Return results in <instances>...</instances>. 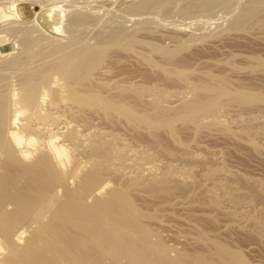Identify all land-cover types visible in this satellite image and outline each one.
Returning <instances> with one entry per match:
<instances>
[{"label":"bare ground","instance_id":"bare-ground-1","mask_svg":"<svg viewBox=\"0 0 264 264\" xmlns=\"http://www.w3.org/2000/svg\"><path fill=\"white\" fill-rule=\"evenodd\" d=\"M0 1H3L17 16H22L24 11L21 1L23 0ZM36 1L40 3L41 8L34 12L30 24L20 29L21 45L20 48L17 47L20 53L17 51V54H14L15 51H8L9 53L2 54L3 52L0 51V237L4 242L0 250L7 249L10 252L6 261L18 264H264V261L262 263L249 261L243 250L240 251L241 248L235 249L225 240L211 237L212 234H208L202 227H197L198 231H195V235L190 233L193 235H190L192 240L201 246L190 248L185 245L180 247L174 246L176 245L174 243L169 244L170 242H166L164 235L161 234L162 227L158 229L154 224V227L151 225L153 221L154 223L155 220L159 221L158 215L162 213V204H176L178 208L189 203V199L190 202L195 203L204 200L209 206L211 205V208L218 209L222 206L221 203L225 202L232 218L236 216L240 219L238 222L246 221L247 225L244 223V226L251 225L254 233L264 236V215L262 216L260 212L261 209L264 212V205L259 209L258 205L261 206L262 203L252 204L253 198H251L264 195L263 182L255 176L251 177L252 175L231 180L239 174L236 175L237 172L225 169L226 167L221 165L223 164L221 160V163L216 165L207 164L209 158L213 159V155L206 156L199 152L202 151L201 149L197 152L195 149V152L190 151L191 146L188 147L190 142L182 132L190 127L188 129L192 130L190 138L192 139L204 128H208L207 130L211 128L210 131L212 128L214 130L220 128L234 137L244 134L251 147L257 150L260 148L261 151V142H257L261 135V127L259 128L261 125L257 123L262 118L264 122V117L261 118V114L256 115L261 119L255 118L257 123L253 122V125L251 122L254 118L248 113L247 116L243 115L239 107L262 104L258 107L264 108V88L260 85L245 84V81L240 83V80H244L241 79L240 74L238 75L240 80L238 77L233 78L234 82L236 78L239 81L234 83L227 72L221 71L223 67L224 69L227 67L223 66L219 69L216 64H226L231 67L240 65L238 61V64H235L236 61L232 62L231 58H228L230 55L225 59L221 57L218 59L207 53L212 58L206 61L212 60L219 71H214L213 66L214 70L211 66L204 67V62L203 65L201 64L203 67L200 64L198 66L201 67H196L195 61V64L190 62L192 60L190 54H188L190 60L188 57H180L179 51L189 47L188 39L194 41L193 43L198 39L204 42V37L208 34L202 37L204 41L199 38L201 36H194L198 38L194 40L182 39L180 34L175 44L169 47L170 42L174 43L171 39L167 43L164 41L167 46L162 45L163 41L160 44V36L154 37L159 39H156L159 43L148 40L153 34L148 29L146 31L148 30L150 36L144 39L136 36L138 34L132 32L133 29L129 32L121 26L114 25L109 27L112 29L106 32L104 37L90 43L87 38L84 39V36L82 38L77 34V27L86 20V16L83 15L86 11L81 13L79 7L74 5L78 7L76 11L77 8L72 9V5L71 8H66L68 12L65 14L68 16L71 12L69 10L79 13L74 14L73 11L70 13L73 14L71 15L72 30H65L67 36L62 41L63 37L60 38L61 36L55 33L60 25L61 10L48 6L51 1ZM61 1L69 3L71 0ZM76 1L71 2L75 4ZM217 1L219 0H196L198 6H193L200 8V11L211 12ZM166 2L169 3V0H139L135 4L132 2L127 5L130 8L133 6L134 11L129 8L125 13L133 11L132 15L135 16V10L148 9L149 12L153 7L157 9L159 4L166 5ZM246 2L240 7L242 3L240 1L238 12L235 9V15L232 13L234 16H231L229 4L226 5L230 9V14L227 16H231L232 19L230 23L225 22L229 25L224 28L237 31L246 27L251 30L254 27L264 28V0H249V2L246 0ZM212 3L214 4L210 5ZM181 4L182 7L186 6ZM193 6L191 9L194 8ZM209 6L212 8L209 9ZM83 7L82 5L80 8L84 9ZM164 7L162 6L163 9ZM185 8L189 13L185 11L187 16L183 13L180 16H184V20L187 21L191 9ZM198 8H194L192 12L197 10L199 14L195 12L198 15H206ZM179 9L181 12L182 9ZM232 10L234 12V9ZM151 11L155 12L153 9ZM151 11L150 15L153 19L154 15L159 16V12L152 15ZM195 12L191 13L193 17ZM148 15L149 13L147 16L145 14L140 16L144 24L146 19L147 22L149 19L151 21V16L148 18ZM191 15H189L190 19L193 18ZM228 18L230 20V17ZM190 19L188 22H192ZM159 20H162V17ZM19 25L17 27L20 28ZM146 25L144 26L148 28L149 26ZM3 28L0 27V33ZM178 28L180 30V27ZM198 28L192 29L197 32L201 30ZM222 28H219L220 31L217 28V31L221 32ZM224 28L223 31L227 29ZM246 30L249 31L248 28ZM227 31L226 34L225 31L223 32L224 35L218 32L217 34L224 37L228 32H233ZM260 31L262 32L261 29L258 32L261 33ZM211 33L209 32L207 36H210L209 39ZM176 34L177 32L174 36ZM191 44H189L190 49ZM140 46L143 49L139 48ZM204 50L202 48L200 51ZM208 51L206 48V52ZM228 53L231 54L230 57L234 54V52ZM251 53L248 52L250 55H246L247 70L244 71L248 72L249 68L264 70V56L253 51ZM195 59L198 61V58ZM199 59V62L202 61L200 57ZM131 60L147 68L134 71L137 69L132 68L133 63L132 67H127L130 64L124 67L123 63H129ZM139 66L137 65L136 68ZM238 66L237 70L240 69ZM113 67L117 69L114 73L111 72L115 69ZM245 67L242 68L246 69ZM48 92L54 97L62 96L61 104L52 103L55 110L47 105L43 107L42 103L45 102ZM232 105L239 106L240 109L234 112V115L230 112ZM234 110L236 111L235 108L232 111ZM223 113L225 115L227 113L228 118H226L230 120L229 122L223 119V116L225 117ZM19 114L23 117V121L17 128L27 134V147L16 142L18 133L13 135L17 131H14L16 129L12 123ZM229 114H231L230 118ZM230 123L235 125V130L236 126L238 129L235 131ZM207 130L203 132L208 134ZM244 135L241 137L244 138ZM58 155H66L64 165H59L56 161ZM217 155L214 158H220L222 154ZM221 158L224 161L223 157ZM202 162L205 163L204 167ZM199 164H201L200 176L207 182L206 184L203 180L202 184V181L199 183V178L195 176L198 170L196 166ZM194 177L198 179L195 180ZM240 181L250 184L252 193H249L252 196L241 191L243 189L239 187ZM180 195L183 196L178 197ZM136 196L143 200L142 205L135 201ZM187 196H189L188 201H186ZM254 205L260 210H258L261 213L259 217L256 209L255 213L252 212L257 213V216L251 212ZM188 207V210H192L189 205ZM184 209L187 212V209ZM190 213L189 216H192ZM182 214L180 213L181 217ZM187 219L185 218V221ZM234 220L229 221L236 225L237 222ZM168 221L170 220H166L167 224L165 221L162 222L168 226L171 224H168ZM188 221L191 223V220ZM162 222L160 220V225ZM171 228L172 226L169 230ZM15 231L19 232L18 237H15ZM163 231L165 232V229ZM174 233L180 235V231ZM182 234L185 233L181 232Z\"/></svg>","mask_w":264,"mask_h":264},{"label":"rangeland","instance_id":"rangeland-1","mask_svg":"<svg viewBox=\"0 0 264 264\" xmlns=\"http://www.w3.org/2000/svg\"><path fill=\"white\" fill-rule=\"evenodd\" d=\"M48 2L49 1H51V2H49V5L48 6H53V7H55V9H57L58 11H60L61 10V13H60V18H61V21H60V25H59V28H57L58 30H56V34L57 35H59V37L60 38H62L61 40L62 41H64L65 40V36H67V31L69 30V31H71L72 29V19H71V15L73 16V14H70V13H72V11L73 10H69V8H71L70 6H72L73 8L72 9H75V8H77L76 9V11L78 10V7H79V9H80V11L79 12H81V11H86V12H84V13H86L87 15H88V17H87V15L86 14H84L83 13V15L84 16H86V20L84 21V23H82L81 25H79L78 27H77V34L78 35H81L82 36V38H83V36L85 37L84 39H86L87 41H90V43H94V42H96V40L99 38V40H100V38H102V37H104L105 36V34H106V32H109L110 31V29H112V28H109V27H114V25L115 26H121V27H123V29L125 28V30H127V31H131L132 29V32L134 31V33L136 34H138V35H136V36H141L142 38L144 37V39H147L146 37H149L150 36V33H153V34H151V36L148 38V40H155V41H157V40H159V39H157V38H159L158 36H160L161 38V40H159L160 41V44H161V42H162V45H164V44H166L167 43V41H169L170 42V39H171V41L172 42H174V43H169V45L168 44H166V45H164V46H169V47H172L174 44H175V42H176V39H178L179 38V35H180V37L182 38V39H186V38H193V40L194 39H198V38H194V36L196 37H198V36H201V37H199V38H201L202 39V37H204L205 36V34H208L209 35V32L211 33H216V35H212V33L210 34L211 35V39H209L210 38V36L209 37H207V36H205L204 37V40L207 42V40H208V42L206 43L203 39V41L205 42H200V39H198V40H195V42L197 43H193L192 42V40L191 39H188V43L189 44H191V49H190V45L189 44H187L189 47H186L187 49V52L185 53V46L183 47L184 49H182L181 50V52L179 51V54H181L180 55V57L181 56H184V57H188V54H190L189 55V57H191L192 58V60H190L191 58H189L188 57V60H190V62L193 64L194 63V61H195V66L196 67H201L204 63V67H210L211 66V69L212 70H214V68H215V64H213L211 61H206V60H210L212 57H210V56H213L214 58H215V56H216V58H218V57H221L222 59H225V57L227 58V56L228 55H230L231 56V54H229L228 52H230V53H232L233 54V52H234V54H236L237 52H241L240 54L241 55H239V53H237L236 55H232V57H228L230 60H232V62L234 61H236L235 62V64H240L239 66H241V67H239L238 65V68H240V69H238V70H240V72H238V70H237V66H235V67H231V66H228V65H226V64H216L217 65V67H219V69L221 68V67H223V66H226L227 68L226 69H224V67L221 69V71H223V72H227V75L229 74L230 76L229 77H231L232 78V80H233V78L234 77H238L239 78V80H240V77H241V79H244V80H240V83H245V84H248L249 83V85L250 84H252V85H260V86H262L263 88H264V73H262V72H264V70L262 69H254V70H257V71H254V70H251L250 68H249V70H248V72L247 71H244V70H247V67H245V65H246V60H248V56L250 55V54H248V52H252L253 51V53L255 52V53H259V54H262L263 56H264V28L262 29L261 27H260V29L262 30V32L261 33H259L258 31L260 30L259 29V27H254V28H256V29H254V28H252V30L249 28V27H246V28H244V29H241V31H237L236 29H232V30H230L231 28H227L228 27V25L229 24H226V23H228V21H229V23H230V21H231V16H234L235 15V13L236 12H238V9L240 8V7H242V5H243V2H245V4L247 3L246 2V0L245 1H243V0H229L230 2H228V0H219V1H217V2H215V5H213L214 3H212V4H210V5H213L214 7H213V9H211L212 8V6H209V9H211L210 11L211 12H209L208 10H206V11H200L199 9L200 8H198V7H195V6H193V5H196V6H198L197 4H196V0H188L186 3H185V1L186 0H169V3L168 2H166V5H163V3H162V5L161 4H159V5H157V9L155 8V7H153V8H151L150 10H149V12H147L148 11V9H146V10H135V16H134V14L132 15V13H133V11H134V9H133V6H132V4H131V8L128 6L127 7V5L129 4L130 5V3H132L133 2V4H135L136 2H138L137 0H80L79 2H77L76 0H73V1H76L75 2V4H74V2H71L70 0H67V1H70L68 4L66 3V1H61V0H47ZM53 1V2H52ZM59 1V2H58ZM136 1V2H135ZM141 1V0H140ZM173 1V3H177V4H173V3H171ZM191 1V2H190ZM221 1V2H220ZM224 1V2H223ZM240 1L242 2L241 3V6H240ZM248 2H249V0H247ZM83 2V4H81V3ZM85 2V3H84ZM181 2H182V4H181ZM194 2V3H193ZM228 2V3H227ZM238 2V3H237ZM76 3H78V4H76ZM189 3V4H188ZM237 3V4H236ZM21 4H22V9H23V13H22V16H17L15 13H13L12 12V9L10 10V8L9 7H7L6 6V4L3 2V1H0V27H4L3 28V31H1V33H0V51L1 52H3L2 54H4V53H6V52H10V51H15V53L14 54H17V53H20L19 52V49L17 48V47H19L20 45H21V43H20V41L19 40H21V37H22V35H20V34H22V33H20L21 32V28H24L25 27V25H29L30 24V22L29 21H31L33 18H34V12L36 11V10H39L40 8H41V6L39 5L40 3L38 2V1H36V0H23V1H21ZM64 4V5H63ZM67 6H66V5ZM84 4H86V6L84 5ZM169 4V5H168ZM180 4L181 5H186L185 7H187V9H191V7L193 6L195 9H197L198 8V10L202 13V12H204V13H206V15L204 14V15H198L199 14V12H197V10H195V11H193V12H195L194 14L196 15H194V17L191 15V13H193L192 12V10L194 9V8H192L191 9V13L189 14V15H191L192 17V19L194 20L195 19V17H197L196 19L198 20H194V23H193V20L192 19H190V16L188 15V17H189V19L192 21V22H188V18H187V21H185L184 20V16H180L181 15V13H183V15H186L187 16V14L189 13V11L187 12L186 11V8L183 6H180ZM188 4V5H187ZM216 4H218V5H216ZM220 4V5H219ZM225 4V5H224ZM227 4H229V8H231V14L232 13H234V15L232 14L231 16H227L228 14H230V9L228 8V7H226V5ZM237 6H236V5ZM244 4V5H245ZM69 5V6H68ZM74 5H77L78 7H75ZM81 5V6H80ZM82 5L84 6L83 8L84 9H81L82 8ZM192 5V6H191ZM238 5L240 6L239 8H238ZM243 5V6H244ZM60 6V7H59ZM61 6H63V7H61ZM161 6V7H160ZM162 6L164 7V9L165 10H167V11H170V12H168L167 13V11H164V9L162 8ZM191 6V7H190ZM59 9H58V8ZM67 7H69L68 8V10L69 11H71L70 13H68V16L66 15L67 14V12L68 11H66L67 9ZM75 7V8H74ZM81 7V8H80ZM125 7V8H124ZM127 7V8H126ZM160 7V8H159ZM189 7V8H188ZM211 7V8H210ZM236 7V8H235ZM9 8V9H8ZM85 8H86V10H85ZM122 8V9H121ZM129 8L130 9H132V10H130V11H132L131 13L129 12V13H125V12H128L129 11ZM155 8V9H154ZM179 8H181L182 10H181V12L179 11L180 9ZM183 8H185V9H183ZM123 9H124V12H123ZM125 9H127V11H125ZM155 10V12L154 11H151V10ZM232 9H234V12H232L233 10ZM235 9H237V11L235 12ZM156 10H159V11H156ZM160 10H161V14H160ZM228 10H229V12H228ZM75 10L73 11V13L75 14V13H79V12H76ZM121 13H120V12ZM139 13V16H138V13ZM143 11H146L147 12V14L149 13V15H148V18H150V11H151V13H153L152 15H154V14H157V12H159L158 14H159V16L161 15V17H162V20H159L161 17H159L158 15H154V19L152 18V16H151V21H150V19H149V21L147 22V20L148 19H144L146 22H145V24H147L146 26L148 27V28H146L144 25V21H142V19H141V15L143 16L144 14H145V16H147V14H146V12H143ZM164 11V12H163ZM185 11H186V13H185ZM208 11V12H207ZM123 12V13H122ZM66 13V14H65ZM82 13V12H81ZM125 13V14H124ZM136 13H137V15H136ZM140 13H141V15H140ZM178 13H180V14H178ZM200 13V14H201ZM210 13V14H209ZM69 14H70V16H69ZM168 14H170V16H168ZM209 14V15H208ZM168 17H170V18H168ZM62 16V17H61ZM92 18H91V17ZM137 16H138V18H139V20L137 19ZM144 16V17H145ZM159 17V18H157V17ZM166 18H165V17ZM180 16V17H179ZM185 16V17H186ZM228 17H230V20H229V18ZM63 18V19H62ZM70 18V19H69ZM143 18V17H142ZM145 18H147V17H145ZM165 18V21H163V19ZM168 18V19H167ZM181 18L183 19V20H181ZM198 18H200V19H198ZM66 19V20H65ZM141 19V20H140ZM186 19V18H185ZM59 20V19H58ZM20 21H24L25 23L23 24L22 22H20ZM67 21V22H66ZM140 21H142V22H140ZM181 21V22H180ZM182 21H185V22H182ZM197 21V22H196ZM227 21V22H226ZM21 24H20V23ZM29 22V23H28ZM66 22V23H65ZM177 22V23H176ZM226 22V23H225ZM21 25H19V24ZM58 23H59V21H58ZM71 23V24H70ZM143 25H142V24ZM148 23L150 24V25H148ZM175 23V24H174ZM179 23V24H178ZM23 24V25H22ZM69 24V25H68ZM142 25V26H140V25ZM178 24V25H177ZM221 24V25H220ZM222 24H224L223 26H222ZM20 26V28L19 27H17V26ZM56 25H57V21H56ZM110 25V26H109ZM175 25V26H174ZM227 25V29H228V31H233V32H228L227 31V29L226 28H224L225 26ZM145 28H144V27ZM224 29H226V30H224L223 31V28ZM57 27H58V25H57ZM176 27V28H175ZM178 27H180V30H179V28ZM195 27V28H194ZM198 28V30H200V31H197L196 32V30L195 31H193V29H197ZM16 28H17V30H16ZM19 28V29H18ZM136 28V29H135ZM193 28V29H192ZM219 28H222L221 29V32H219L220 31V29H219V31H217ZM249 29V31L247 32V30L246 29ZM67 29V31H65ZM140 29H142V31L140 30ZM143 29H144V31H143ZM146 29H148L149 30V32H148V30L146 31ZM159 29V30H158ZM192 29V30H191ZM254 29V30H253ZM13 30V31H12ZM139 30V31H138ZM152 30V31H151ZM176 30V31H175ZM189 30V31H188ZM213 30H214V32H213ZM218 33H221L222 35H224V34H226V31L228 32L227 33V35L226 36H221V34L218 36V34H217V32ZM235 30L237 31V32H235ZM238 30H240V28L238 29ZM245 30H246V33H245ZM251 30V31H250ZM257 30V31H256ZM15 31V32H14ZM58 31V32H57ZM64 31L66 32V34L64 33ZM136 31V32H135ZM157 31H159L158 33H157ZM163 32V35H161L162 34V32ZM177 32V34H176V36H174V34H175V32ZM254 31V32H253ZM140 32V33H139ZM172 32V33H171ZM174 32V33H173ZM187 32V33H186ZM189 32H191V33H189ZM194 32H196V35H194L195 33ZM200 32V33H199ZM223 32H224V34H223ZM250 32V33H249ZM6 33V34H5ZM19 33V34H18ZM141 33H144V35L143 34H141ZM186 33V34H185ZM203 35H202V34ZM64 34V35H63ZM149 34V35H148ZM155 34V35H154ZM166 34V35H165ZM171 34H172V36H171ZM188 34V35H187ZM190 34V35H189ZM192 34V35H191ZM200 34V35H199ZM5 35V36H4ZM63 35V36H62ZM143 35V36H142ZM146 35V36H145ZM182 35H184L183 37H182ZM186 35V36H185ZM21 36V37H20ZM157 36V40L156 39H154V37H156ZM166 36V37H165ZM193 36V37H192ZM213 36H215V37H218V38H215V37H213ZM65 37V38H64ZM140 37V38H141ZM170 37H172V38H170ZM174 37V38H173ZM223 37V38H222ZM150 38H152V39H150ZM167 38V39H166ZM169 38V39H168ZM205 38H207V39H205ZM215 39L213 42H211L213 39ZM219 38H222V40L220 39L219 40ZM64 39V40H63ZM174 40V41H173ZM211 40V41H210ZM164 41L166 42V43H164ZM189 41H191V42H189ZM158 42V41H157ZM20 43V44H19ZM159 43V42H158ZM210 43V44H209ZM173 44V45H172ZM195 44H196V47H194L195 46ZM172 45V46H171ZM186 45V46H187ZM197 45H199V46H197ZM201 45V46H200ZM203 46V47H202ZM194 47V48H193ZM204 47H206L207 48V51L208 52H206V48H204ZM209 47V48H208ZM212 47V48H211ZM20 48V47H19ZM139 48H141V49H143V47H139ZM190 49V51H188L189 49ZM197 48H199V49H197ZM201 48V49H200ZM202 48H203V50L204 51H200V50H202ZM14 49V50H13ZM16 49V50H15ZM18 49V50H17ZM183 50H185L184 52H183ZM18 51V52H17ZM195 53H194V52ZM199 51V52H198ZM8 52V53H9ZM17 52V53H16ZM190 52V53H189ZM193 52V53H192ZM197 52V53H196ZM206 52V53H205ZM206 55H204V54ZM210 55H208V54ZM242 53H243V55H242ZM244 53H247V54H244ZM182 54H184V55H182ZM192 54H194V55H192ZM252 54V53H251ZM200 55V56H199ZM246 55H248V56H246ZM6 56H8V55H6ZM195 57V58H198V61H196V59L195 58H193V57ZM198 56V57H197ZM202 56V57H201ZM240 56V57H239ZM241 56H246V57H241ZM3 57H5V56H3ZM199 57L201 58V60L202 61H200L199 62ZM203 57H207V58H203ZM224 57V58H223ZM1 58V57H0ZM233 58V59H232ZM246 58V59H245ZM203 59L205 60V61H203ZM219 59V58H218ZM245 61H244V60ZM243 60V61H242ZM237 61H238V63H237ZM198 62V63H197ZM204 62V63H203ZM207 62V63H206ZM208 62H210V63H208ZM241 62V63H240ZM134 64V66L132 67V65ZM243 63H245L244 64V66H243ZM125 66H124V65ZM121 66L123 67H126V64H130V65H127V67L128 66H130V67H132L133 69H137V70H134V71H138V70H141V69H146L147 67L145 66V65H143V64H140L141 66H139V63L136 61V63H135V60H134V62H133V60H131V62H129V63H123ZM135 64H137L139 67H137L136 68V66L137 65H135ZM198 64H202L201 66L199 65L198 66ZM208 64V65H207ZM242 64V65H241ZM206 65V66H205ZM120 66V67H121ZM202 66V67H203ZM212 66L214 67V68H212ZM116 67V66H115ZM115 67H113V68H115ZM215 68V70L214 71H219V69L218 68ZM242 67H245L246 69H244V68H242ZM233 68V69H232ZM241 68L243 69L242 71H241ZM231 69V71H229V70ZM235 69V70H234ZM113 70V69H112ZM117 71V69L115 68L113 71H111V72H116ZM228 70V71H227ZM232 70H234V71H232ZM238 73H237V72ZM253 73H252V72ZM260 71V72H259ZM250 72V73H249ZM240 74V77L238 76ZM235 75H237V76H235ZM236 81H237V78L235 79V82H234V80H233V82L234 83H236ZM245 81V82H244ZM239 81H237V83H238ZM46 99H45V102H43L42 104L44 105L43 107H46V105L47 106H50V109H53V110H55V108H53L54 107V105L55 104H61V98H62V96H52L51 95V93H49L48 92V94L46 95V97H45ZM51 101H53V102H51ZM51 102V103H50ZM55 102H57V103H55ZM54 105H53V104ZM260 105L262 106V104H258V106L260 107ZM234 106H236V105H234ZM233 105L231 106V108H232V110L235 108L236 109V111L234 110V111H232L231 110V108H230V112H231V114L232 115H234V112H237V110L239 111L240 109V112H242V114L244 115L245 114V116H247V113H248V115L251 117V118H254V119H252V124L254 125V123L256 122L257 123V120H258V118L259 119H261L262 117H264L263 116V112H264V108L263 107H261V108H259L258 106H257V104L255 105H251V106H245L244 108H242V107H239V106H236V107H234ZM240 109H239V108ZM246 108V109H245ZM258 109L260 110V111H258ZM262 109V110H261ZM247 111H249V112H247ZM256 111H258V112H256ZM263 111V112H262ZM250 112H251V114H250ZM255 112H256V114H255ZM224 114V113H223ZM231 114H229V118L231 117L230 115ZM259 115V114H261L262 116H260V117H258V116H251V115ZM225 115V114H224ZM226 115H227V113H226ZM225 115V117L223 116V119L226 121H230L229 119H227L228 117V115L226 116ZM227 117V118H226ZM257 120H256V119ZM14 122L12 123V125L14 126L15 125V129L16 130H14V131H17V132H15L13 135L15 136V135H17V133H18V137L17 138H15V140H16V142L18 143V144H21L23 147H27V145H26V142H27V134H25L23 131H21V129L20 128H17V127H19L20 126V124L19 123H21L22 121H23V117L21 116V114H19V115H17L15 118H14ZM254 120V121H253ZM256 120V121H255ZM254 122V123H253ZM260 122V123H259ZM15 123V124H14ZM264 124V122H263V118H262V120H258V123H257V125H261V126H259V128H260V133H261V135H260V133H258V136L260 137V139H258V136L256 135L255 137V139L257 140V142L258 143H260L261 142V151H260V148H258V150L257 149H253L252 147H251V144L250 143H248L249 142V140L247 141V136H246V138H245V135L244 134H236L237 135V137L235 136L234 137V135H232V134H226V131H224L223 132V129H220V128H216L215 130H214V128H212V130H214V131H210V129L211 128H209V130H207L208 128H204V130L202 129V131H200L198 134H197V136H195V138L193 137L192 139H190L192 136V130H190V129H188V128H190V127H187V128H185V132L184 131H182L183 132V136L184 137H186V138H188V140H189V144L190 145H188V147L189 146H191V148L189 149L190 151H193V152H195V150H196V152L198 151V150H202V151H199L200 153H203L204 155L206 154V156L209 154V157L211 156V155H213V159H210L209 158V160H208V162H206L207 164H214V165H216V164H219V163H221L220 162V160L223 162V164L221 163V165H224L223 167L225 168V169H229L230 171H232V172H234V173H236V175L237 174H239L238 176H235L234 178H232L231 180H234L235 178H236V180H239V178L241 179V176H242V178L243 177H245V176H247V177H250V175H252L251 177H257V178H259L262 182H263V184H264V149H263V147L264 146H262L263 144H264V134L262 135V131L264 130V126L262 125V124ZM231 125H232V127H233V129L235 130V125H233L232 123H230ZM256 125V124H255ZM187 129V130H186ZM238 128H237V126H236V130H237ZM190 130V131H189ZM205 130H207V133L208 134H206L205 132ZM235 130V131H236ZM14 131H12V133L14 132ZM203 131H205V132H203ZM212 133V134H210V132ZM188 132V133H187ZM202 132H203V134H202ZM213 132H214V134H213ZM264 132V131H263ZM187 133V134H186ZM186 134V135H185ZM199 134H202V135H199ZM205 135V136H204ZM229 135H231V136H229ZM244 135V138L243 137H241V136H243ZM198 137V138H197ZM203 137V138H202ZM202 138V139H201ZM193 139H194V142H192L193 141ZM200 139L201 141H198V140ZM263 141H262V140ZM195 140H197V143H199V144H195ZM259 140H261V141H259ZM201 142V143H200ZM194 145H193V144ZM202 143H204L203 145H202ZM201 144V145H200ZM249 144V145H248ZM205 145H206V147H205ZM210 145V146H209ZM29 146V145H28ZM204 146V147H203ZM208 146H209V148H208ZM212 146H213V148H212ZM216 148V150H215V148ZM204 148H206V149H204ZM217 148H220V149H217ZM195 149V150H194ZM253 149V150H252ZM210 150V152L208 153V151ZM218 150V151H217ZM220 150V151H219ZM221 150H222V152L224 153H222L221 152ZM256 150V151H255ZM212 152H213V154H212ZM219 152V153H218ZM220 152H221V154H220ZM216 155H215V154ZM211 154V155H210ZM217 154H219V155H221V157H223V159H224V161L222 160V158L220 159V158H214V157H216V156H218ZM215 155V156H214ZM225 156V158H224V156ZM66 155H63V156H61V155H58V156H56V161L58 162V164L59 165H61V164H63L64 165V163L66 162V157H65ZM219 159V160H218ZM213 161V163H212V161ZM217 162H216V161ZM216 162V163H215ZM202 164V166L204 167L205 165V163H201ZM201 164H199V165H197L196 166V174L197 173H199V170H201ZM233 169V170H232ZM195 174V176L196 177H198L199 178V180H198V182L200 181H202L203 179H202V177L200 176V173L199 174H197L196 175ZM237 177H239V178H237ZM198 178H195L194 177V179L195 180H197ZM204 181V180H203ZM203 181L201 182V184L203 183ZM230 181V180H229ZM199 182V183H200ZM237 182H239V181H237ZM204 183L206 184L207 182L206 181H204ZM239 187H241V189H243V190H241L243 193H245L246 195H251V193H252V191H251V189H250V184H247V183H245V182H243L242 181V183H241V181H240V183H239ZM243 185H245V186H243ZM203 186V185H202ZM248 186V187H247ZM248 189H249V191H248ZM247 192V193H246ZM249 192H251V193H249ZM176 195L178 194L177 192L175 193ZM180 194V193H179ZM181 196H183V195H180V196H178V197H181ZM252 196V195H251ZM250 196V197H251ZM261 196H263L264 197V195L263 194H260V196H257V197H251V198H253V203L252 204H254V203H256V202H258V203H256V204H261L262 203V205L260 206V205H258V208L259 209H261V207L264 205V198L262 197L261 198ZM188 197L189 196H187V200L186 201H188ZM136 198H138V200L136 199ZM186 198V197H185ZM191 198V197H190ZM177 199V198H176ZM262 199V201H260ZM135 201L138 203V204H143V200L141 201L140 199H139V197H135ZM204 200H201L200 202H190V199H189V203L187 202V204H185L183 207H181V206H178V208L176 207L177 205L176 204H172V205H174V206H172L171 204H162L161 206V210H162V213L160 212L161 210H159V212H160V215H158V217H160L159 218V221L158 220H155V222L156 223H154V221H153V223H151V225L153 226V224H154V226L156 227L157 226V228L159 229V228H163V227H165V228H163V229H165V232L163 231V229L161 230L160 229V231H161V234L162 235H164L165 236V234H170V235H166L165 237L163 236V238L165 239V241L166 242H170L169 244H171L172 243V245H173V243L174 244H176V245H174V246H180V247H182L181 245H183V247H190V248H192V247H199V246H201L200 244H198L197 242H194L192 239V237L191 236H193L192 234H190V233H195L196 234V232L195 231H198V226H199V228L200 227H202V228H204L205 229V231L207 230V233L209 234H212V235H210L211 237H217V238H220V239H223V241L225 240V242L226 243H228L229 245H232L235 249H238V250H240V248H241V250L240 251H242L243 250V253H244V255L246 256V258L247 257H249L248 259H250L249 261H251V262H258V263H262L263 261H264V236H260V234L259 233H254V229H253V227H251V225L250 226H244V223L246 224V221H240V222H243V224H241L240 222H238L240 219H237V217L235 216H233L234 218H235V220H234V218H232V215L228 212V207H226L227 206V204L225 203V202H223V203H221V207L223 208V209H221L220 210V208H218V209H216V208H214L213 209V207L211 208V205L209 206V204L207 203V202H205ZM261 202V203H260ZM193 203H195V204H197V206H195V204H193ZM191 204V205H190ZM255 204V205H256ZM166 205H167V207H166ZM188 205L191 207L190 209H192V210H188ZM199 205V206H198ZM255 205H254V209H252L251 210V212L253 211L254 213L257 211V213L260 211L259 209V211L257 210V205H256V207H255ZM170 206V207H169ZM165 207V208H164ZM173 209H172V208ZM226 207V208H225ZM162 208H164V209H162ZM168 208V209H167ZM169 208H170V210H169ZM180 208H182V209H184V208H186L187 209V212H186V210L184 209V210H182V209H180ZM198 208V209H197ZM263 208V207H262ZM165 209H167V210H165ZM175 209V210H174ZM179 211H178V210ZM256 209V211H254ZM163 210H165V212L163 211ZM220 210V211H219ZM224 210V211H223ZM170 213H169V212ZM181 211H183V212H181ZM188 211H189V213H190V211L192 212V213H190V215H192V216H194V217H192V216H189V213H188ZM223 213H222V212ZM226 211V212H225ZM159 212H158V214H159ZM172 212H174V214H176V215H174V214H172L171 215V213ZM195 212V214H193ZM228 212V213H227ZM252 212V214H254ZM262 214H261V213ZM257 215H258V217H259V214H261L262 216L264 215V212L262 211V209H261V211H260ZM164 213V215H162ZM166 213V214H165ZM177 213H179V215H180V213L182 214H186V216H184L183 214H182V217H183V219H181L182 217H181V215H180V217L178 218V214ZM200 213H202V215L199 214ZM225 213H227V214H225ZM230 214V215H229ZM256 214H254L255 216H257ZM169 215V216H168ZM178 215V216H177ZM198 215V216H197ZM261 215H260V217H261ZM174 216L176 217V218H174ZM230 216H231V219H230ZM189 217H192V218H189ZM168 220H170V222L168 221V224H170V225H165V224H167V222H166V220L167 219ZM185 218H188L186 221H185ZM229 218V219H228ZM164 219V220H163ZM179 219V220H178ZM181 219V220H180ZM234 220V222H237V223H239V224H237L236 223V225H235V223L233 224V222H231V221H233ZM237 219V220H236ZM160 220H161V222L162 221H165L166 223L164 224L163 222L161 223V225H160ZM184 220V221H183ZM188 220H191V223H189V221ZM229 220H231V221H229ZM188 221V222H187ZM181 222V223H180ZM226 222V223H225ZM229 223V225L230 226H228V223ZM159 223V224H158ZM195 223V224H194ZM225 223V224H224ZM233 224V225H231V224ZM248 223V222H247ZM162 224L164 225V226H162ZM158 225H160V227L158 226ZM196 225V226H195ZM239 225L241 226V227H239ZM247 225V224H246ZM153 226V227H154ZM167 226V227H166ZM170 226H172V230L170 229L169 230V227ZM227 226V227H226ZM243 227H245V228H243ZM247 227V228H246ZM168 228V230H166ZM247 229V230H246ZM253 229V231H251V230ZM250 230V231H249ZM178 231H180V235H178L177 233H174V232H178ZM28 232V231H27ZM181 232L183 233H185V234H182L181 235ZM188 233H189V235H188ZM176 236H174V235ZM177 234V235H176ZM194 234V235H195ZM216 235V236H214V235ZM256 234V235H255ZM257 234H259V235H257ZM172 235V236H171ZM190 236V237H188V236ZM19 236V232H16L15 231V237H18ZM179 236H181V237H179ZM182 236H185V237H182ZM260 236V237H259ZM191 241H193L192 243H191ZM185 245V246H184ZM4 246V242H3V239L0 237V247H3ZM9 256H10V252L7 250V249H3V250H0V264H18V263H8L7 261H6V259H8L9 258ZM252 259V260H251ZM259 261H261V262H259ZM264 263V262H263Z\"/></svg>","mask_w":264,"mask_h":264}]
</instances>
